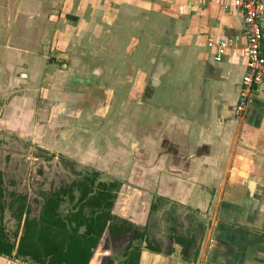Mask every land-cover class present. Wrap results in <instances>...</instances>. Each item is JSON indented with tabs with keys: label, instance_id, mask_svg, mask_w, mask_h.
I'll use <instances>...</instances> for the list:
<instances>
[{
	"label": "crops",
	"instance_id": "1",
	"mask_svg": "<svg viewBox=\"0 0 264 264\" xmlns=\"http://www.w3.org/2000/svg\"><path fill=\"white\" fill-rule=\"evenodd\" d=\"M241 18L233 0H0V136L123 183L138 264H264V87L237 118Z\"/></svg>",
	"mask_w": 264,
	"mask_h": 264
},
{
	"label": "trees",
	"instance_id": "2",
	"mask_svg": "<svg viewBox=\"0 0 264 264\" xmlns=\"http://www.w3.org/2000/svg\"><path fill=\"white\" fill-rule=\"evenodd\" d=\"M103 186V185H102ZM91 189L88 187L83 191L86 195ZM2 190L0 189V224L2 223ZM107 193L100 192L98 195L89 199L88 203L91 216H85L83 212L76 215L77 223L74 227L66 229V223L55 217V210L58 206L57 200H52L50 204V213L46 214V218H42L39 226L33 219L24 220L25 230L16 244L5 242L2 228L0 226V255L13 259H21L24 257L30 259L35 264H112L107 258L110 254L109 248L115 250L120 247L118 240H125L127 237L128 248L124 264H138L140 248L133 246V241L143 237L144 233L134 230L132 226L126 222L118 223L116 218H124L117 216L112 212V199ZM113 197V196H112ZM17 208L18 218L20 219L24 213V201H18ZM87 203V204H88ZM102 209L104 221L97 225V218L92 215L95 210ZM108 210V212H107ZM107 220V221H106ZM127 220V219H123ZM129 220V219H128ZM127 220V221H128ZM100 222V221H99ZM43 223V224H42ZM45 223L46 226L44 225ZM83 231L78 233V227ZM137 227V226H136ZM130 235L128 236L127 234ZM17 238V237H16ZM110 239H113L111 242ZM147 247H151L147 244ZM112 249L115 253V250ZM132 249V250H131ZM30 263V264H31Z\"/></svg>",
	"mask_w": 264,
	"mask_h": 264
},
{
	"label": "rangeland",
	"instance_id": "3",
	"mask_svg": "<svg viewBox=\"0 0 264 264\" xmlns=\"http://www.w3.org/2000/svg\"><path fill=\"white\" fill-rule=\"evenodd\" d=\"M156 14H152V18H154ZM63 27H60V29ZM127 31H124L125 34H130L132 29L131 27H125ZM139 29V28H138ZM138 32V35H142L141 30L135 29V32ZM149 33H145V37ZM132 35V34H131ZM131 35L128 36V38L131 37ZM149 36H151L149 34ZM121 44L123 45L120 51V55H126L128 54L131 56L129 53L125 51V47L128 44L127 41H125V46H124V40L120 39ZM109 43V42H108ZM108 43H106V46H110ZM115 56V55H114ZM107 56V53L102 52L98 59L103 62L105 65V70L107 68L111 67L110 65H113L117 62V57L114 58ZM95 57V56H94ZM96 60V57H95ZM124 59L119 58V61H122ZM97 61V60H96ZM129 60L127 59V62ZM102 64V63H101ZM109 65V66H108ZM106 76H109L106 74ZM116 76H131V74H122V73H117ZM140 76V82L143 77V75H137ZM107 82H105V85ZM118 84H121L119 82ZM139 87V86H137ZM137 99H141V89L139 88V95L137 96ZM124 104H119L116 106V109L123 108ZM0 136V188H3L5 190V196L6 198H10V192L11 194L14 193L13 197L16 198L17 200L20 198L21 193L25 194L28 196L29 202L27 203L29 206L28 208L30 209V217H38V205L33 202V199H38L40 202L43 200L44 194L46 192L52 191L54 188L57 190V187L59 183H64V184H69L72 180L76 181H81L85 179V176L90 177V172L94 170L89 169H78L77 166L71 161H69L68 158H63L62 155L60 154H50L49 149L43 148V147H36L32 146L30 143H21L19 140H14V139H8L6 136ZM5 138V140L1 139ZM109 138V137H108ZM13 140V141H11ZM11 141V142H10ZM92 169H94L92 167ZM107 170H104L106 172ZM109 171V170H108ZM101 177H102V172ZM105 174H103L104 176ZM107 176V175H106ZM105 177V176H104ZM109 177V176H108ZM107 178V177H105ZM112 178V177H111ZM124 178V177H121ZM115 181L119 182L118 180L114 179ZM122 182H127L124 179H121ZM120 186L119 188L124 185L123 183L119 182ZM127 187V186H125ZM124 187V188H125ZM119 188L116 190L117 193H119ZM44 192V193H43ZM4 199L8 201V199ZM12 201V200H11ZM24 204V203H23ZM67 203L62 204V209L67 210L69 207ZM5 224L7 225L6 228L9 227H14L16 226V220L15 218H11V214H9L8 211L5 212ZM23 215V214H22ZM117 216H119L117 214ZM122 217V216H121ZM128 218H116V221L118 223H123L126 222L127 225L130 224L132 228H135L137 225L133 224L130 220H123ZM7 236L10 240L15 239L14 232L10 233L9 231H6ZM115 240H117L115 238ZM18 243V241H17ZM16 243V244H17ZM119 244V243H116ZM123 247V248H122ZM119 249L115 250V253L112 249L114 248H109V251L112 253L114 261H112V264H124V261L126 259V256L123 255L125 253L124 251V246L118 247ZM10 258L1 256L0 255V260L3 261H8ZM139 261V260H138ZM8 262H13L14 264H30L31 261L30 259H26L24 257H21V259H13L11 258V261ZM99 264H103V262L99 261Z\"/></svg>",
	"mask_w": 264,
	"mask_h": 264
},
{
	"label": "flooded vegetation",
	"instance_id": "4",
	"mask_svg": "<svg viewBox=\"0 0 264 264\" xmlns=\"http://www.w3.org/2000/svg\"><path fill=\"white\" fill-rule=\"evenodd\" d=\"M137 77V75H134L133 79H130L128 84L130 86H134L133 88H130V92H129V100L130 102L133 101L134 107L133 108H138L137 104H136V99L137 96L139 95V88H140V78ZM139 86V87H137ZM104 101H100L98 98L96 99V102L94 105H91V111H92V115L91 116H87L86 114H84L87 118H91L93 116H99L98 113H102L104 111ZM132 103H128V107H130ZM123 108L119 109V112L122 110V112L126 109L125 104L123 105ZM133 106V105H132ZM130 110V108L128 109ZM1 139L5 140V138ZM16 140L15 138H11ZM10 140V139H9ZM13 141V140H11ZM10 141V142H11ZM50 154H53V152H50ZM63 157V156H62ZM64 158V157H63ZM71 162V161H70ZM90 171V170H88ZM102 171L100 170H95L90 172V177L89 176H85L84 180L81 181H76V180H72L69 184H64V183H59L57 190L54 188L52 191L50 192H46V194H44L43 196V200L42 202H40V200L38 199H33V202H35L38 205L39 211H38V217H30V209L28 208V196L21 193L20 198L17 200V197L14 198L13 195L14 193L11 194L10 192V198H6L5 196V190L3 188H0L2 190V204H3V211H2V223L0 224L3 234L5 235L3 237L5 242H9V243H17V241H19L20 237L22 235H24V230H25V224H24V220H29V219H33L35 221H37L35 223V228H37V224L39 226L40 222L42 221L41 219L44 217L46 218V214H49L50 211V204L52 200H57L58 206L55 210V217L58 219H61L62 221H64L66 223V229H70L71 227H74L77 223L76 220V215L79 212H83V214L85 216H91L90 214V206H89V199L93 196L98 195L100 192H104L107 193L109 196V198H107L108 200H111V198H113L115 196L116 190L119 188L120 183L115 181L113 178H105L102 174L101 177V173ZM103 185V186H102ZM90 188L91 191H89L86 195L83 194V191L87 188ZM44 193V192H43ZM113 196V197H112ZM4 197L6 199H8V201H6L4 199ZM24 201V213L23 216H21V218H18V212H17V208H18V201L19 200ZM12 200V201H11ZM67 203L69 206V208L67 210L62 209V204ZM88 203V204H87ZM8 211L9 214H11V218L16 220V226L14 227H9L6 228V224H5V212ZM108 212V210H107ZM103 215V210L102 209H97L95 210V213L92 215L93 217L97 218V225L99 226L100 223H102L104 221L105 217H102ZM100 221V222H99ZM107 221V220H106ZM43 224V223H42ZM47 223H45L44 225L46 226ZM6 231H9L10 233L14 232L15 235V239L10 240L7 236ZM78 233L83 231V228H80V226L78 227ZM17 237V238H16ZM110 241L112 242L113 239H110ZM111 255H108L107 258L110 259L111 261H114L113 255L110 252ZM31 264H35V263H31Z\"/></svg>",
	"mask_w": 264,
	"mask_h": 264
},
{
	"label": "built area",
	"instance_id": "5",
	"mask_svg": "<svg viewBox=\"0 0 264 264\" xmlns=\"http://www.w3.org/2000/svg\"><path fill=\"white\" fill-rule=\"evenodd\" d=\"M233 5L242 14L241 33L244 38L243 51L246 59L245 71L239 89L235 116L245 118L251 98L260 87H264L263 28L264 0H233ZM221 49L224 44L219 43ZM220 59L219 56L216 57Z\"/></svg>",
	"mask_w": 264,
	"mask_h": 264
},
{
	"label": "water",
	"instance_id": "6",
	"mask_svg": "<svg viewBox=\"0 0 264 264\" xmlns=\"http://www.w3.org/2000/svg\"><path fill=\"white\" fill-rule=\"evenodd\" d=\"M112 212H114L113 210H112ZM115 213V212H114ZM125 218V217H124Z\"/></svg>",
	"mask_w": 264,
	"mask_h": 264
}]
</instances>
